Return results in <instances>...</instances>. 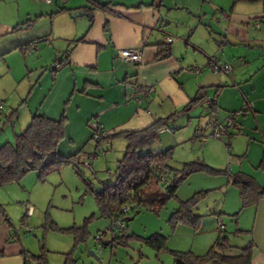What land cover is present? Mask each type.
<instances>
[{
    "label": "crops",
    "instance_id": "crops-1",
    "mask_svg": "<svg viewBox=\"0 0 264 264\" xmlns=\"http://www.w3.org/2000/svg\"><path fill=\"white\" fill-rule=\"evenodd\" d=\"M63 3L62 8L58 6V10L49 11L52 0L48 5L39 0H0V97L5 101L0 130L10 125L13 134L18 135L15 125L21 130L27 124L26 121L20 124L16 104L21 100L11 98L4 88L6 82L16 91L24 79L34 76L28 74L35 66H50L60 58L61 66L53 75L55 82L66 80L62 81L64 87L59 89L60 94L55 91L60 101L63 100L61 90L69 92L64 95L67 100L63 109L57 108L55 102L52 107L39 104L38 108L27 112L24 120L27 117L31 120L35 114L52 120L63 116L66 133L69 119L64 109L69 102L75 103L73 111L83 112L81 126L85 134L82 142H87L75 152L82 150L80 161L88 154L85 149L91 142L88 125L92 119L104 128L106 138L124 132H140L158 120H169L165 128L172 131L160 135L170 133L176 144H182L184 139L180 133L174 134L175 123L183 117L189 123V116L202 108L198 105L202 95H212L217 100L215 107L209 109L212 120L222 123L229 115H234L238 130L230 131L228 151L226 138L209 140L203 146L202 161L213 166L216 158L223 161L225 157L223 175L229 176L231 181L235 177L246 178L258 192H264V0H82L80 3L64 0ZM68 8H79L77 11L87 12L91 18L89 21L73 20ZM221 14H225V18ZM52 37L61 40L63 46L56 45V50L48 54L46 46L40 44H48ZM167 38L172 42L166 44ZM38 39L46 41L28 45ZM158 45L168 47L170 55L156 62ZM33 48L36 57L32 56L30 49ZM121 50L140 51V63L128 64L115 58ZM256 50L262 52L260 61L248 62V51L252 54ZM211 58L221 64L235 63L238 58L237 63L243 65L232 75L213 74L204 67ZM201 66L203 68H199ZM193 69L202 70L198 74L187 72ZM25 73L27 76L21 77ZM237 86L240 89L236 90ZM134 88H153L154 93L149 99L136 103L128 98ZM194 100L199 102L191 105ZM246 103L252 105L251 110L242 113ZM5 104L9 105L8 109ZM189 139L193 140V135L190 134ZM75 142L71 139L69 144L75 145ZM107 142L103 141L100 146ZM35 174L28 173L20 183L0 188V264H25L24 254H29L26 241L21 239L22 231L16 224L21 222L20 216L26 206L32 209L31 217L24 221L28 226L34 216L32 193L40 191V185H44L37 181ZM230 185L220 188L224 195L223 208L229 192V206L232 204L234 209H227V212L233 213L239 208L241 199L233 200L235 186ZM257 200L250 205L254 208L249 224L250 242L248 223L238 220V216L235 226L226 227L224 221L217 220L223 227L219 231L217 225V237L197 233L189 236V249L176 244L180 241L177 240L172 251L191 252L202 257L218 237L226 236L232 247L242 248L251 243L250 264H264V197ZM214 224L208 230L215 231ZM179 228L172 237L178 235ZM241 235L246 241L236 245ZM226 255L232 257L236 253L231 250Z\"/></svg>",
    "mask_w": 264,
    "mask_h": 264
},
{
    "label": "rangeland",
    "instance_id": "rangeland-1",
    "mask_svg": "<svg viewBox=\"0 0 264 264\" xmlns=\"http://www.w3.org/2000/svg\"><path fill=\"white\" fill-rule=\"evenodd\" d=\"M72 1L79 3L82 2V0ZM63 2L64 0H52V5L50 6L49 11L58 10V6L62 8L66 3ZM78 9L79 8L73 10L68 8V13L73 20H85L86 17H75L78 12H81L80 10L77 11ZM86 21H89V19L87 18ZM48 40L50 41L48 44L39 43L40 45L46 46L44 48L47 49L48 54L49 52L56 50V45L63 46V42L55 37ZM30 50L33 52L32 56L36 57L37 54L34 52V48ZM61 52L64 53V51ZM251 53L252 54L248 51V62L252 63L253 59L255 62H259L260 57H262L261 50L252 51ZM237 59L238 58H236L235 63L225 64L231 68V75L232 73H238L237 70L239 69V66L243 65L238 64ZM239 60L240 59H238V61ZM41 67L42 68H40V64L37 67L35 66V71L32 69L28 74L31 76L32 73L34 76L31 79L28 77L22 82L20 81L21 86H19L16 91L14 90V87H10V82H6L4 86L12 99L16 98L18 101L21 100L19 104H16L19 109L18 118L20 119V124L24 121L27 122L21 130L15 125L14 131L16 134L24 131L29 125L30 118L28 119L27 117V120H24L27 112L38 108L39 104H42L44 107L50 105L52 107L54 102L57 108L63 109V104L65 100H67L66 97L64 98V95H67L69 92L64 90H61L63 100L60 101L56 98V93L60 94L59 89L64 87V85H62V81L64 80L60 82L54 81L55 75H53L54 71L52 64L50 66L46 65ZM199 68H203V66ZM36 73H38V76ZM42 74H44V77ZM23 75L27 76L25 73L21 74V77ZM38 78L42 79L38 81ZM240 87L238 88L237 86L236 90L240 89ZM202 96H204L202 98H209L212 99V101L214 100L212 95ZM0 100L5 102L3 97H0ZM12 103L15 105L14 101ZM75 105V103L69 102L66 109H64L65 117L66 119H69V125L63 141L57 146L56 150L58 155L62 154L67 158L69 155L75 153L78 148L80 149L82 147L81 145H85L84 143L86 142H82L85 134V129L81 126V118L84 117L83 112H74L73 108ZM198 105L200 107L202 106V108L196 111L192 116H189L191 117L189 123H187L186 117H183L184 119H181L180 122H176L175 125L173 124L174 122L170 123L171 126L174 125L176 130L174 134L177 135L180 133L179 136L184 139L182 144H176L175 141H173L174 135L168 133L159 135L158 141L154 142V144L146 149V153L151 155L171 150V158L166 166L168 168L167 171L169 170L168 173H166L168 178L170 174L173 175L181 170L182 165L189 163H203V165H206V163L202 161L201 155L204 147L199 149L192 139L190 141L189 138L190 134L194 135V132L197 129L206 130L208 122L214 120H212V114L210 115L209 109H207L205 105ZM203 106L205 107L203 108ZM6 107L8 109L9 105L5 104V108ZM91 121L93 122L95 119H92ZM248 125H252L249 117ZM89 129L88 126V138L89 133L91 134L92 132V130ZM1 130L0 146L7 142H13L14 134L12 127L10 125L2 126ZM71 139L76 141L75 145L69 144ZM125 143L126 142L122 139L108 141L99 147L96 151V158L91 160L88 157L95 152L94 147L96 145H94L93 141L90 142V146H87L85 149V152H88V154L81 160L82 163L88 160L90 168L87 169L82 165L79 167L82 174L81 178L76 175L71 165H65L59 170V173L51 174L46 182L43 183L44 185H40L42 186L40 191L33 190L32 197L35 204L32 205L35 213L33 218L28 221L32 233L31 235H24L22 231L21 234L22 241H26L25 246L27 247L30 256L37 257L41 255L43 258V264H172V257L167 253V250L169 252L172 251V245L175 241L180 240L176 244L183 245V247L185 246V249H187L190 247L189 236L198 233V235L201 236H206L204 234H210L217 237L219 235L217 230V225L220 224V222H218L219 219H221L222 222H225L226 227L230 225L235 226L238 216V220L240 219L243 222L248 223V242L252 240V235L250 234L252 230L249 224H251L254 217V208L250 205L242 208L240 193L236 187H233L235 189V199L233 200L237 202L236 200L239 198V208H236L233 213L227 212V209H234L232 204L229 206V200H231L229 192L226 195L227 205L223 208L222 202L224 195L222 194L223 189H221L220 186L230 185L232 183L229 176L227 177L222 174V171H224V157L223 161L216 158L213 162V166L206 165L217 173L211 174L208 172H198L185 177L178 186L175 198L165 200L162 203L163 205L161 208L156 212L152 211V206L154 205L152 198L155 193L163 195L167 187V184L165 183H160L158 186L151 183L150 189H145L148 197L141 204L126 203V206L132 208V211L128 212L125 215V218L133 219L132 221L124 222V233L127 236H135L144 240L154 234H159L166 238L167 250L156 253L141 241L137 240L128 241L127 246L125 247L115 246L112 253L107 247L103 250L97 249V245L94 241L95 236L104 235L106 238H109L110 224L108 219H104L100 216L98 208L95 206L96 203L93 194L100 193L104 188L114 187L116 185L117 178L115 170L117 163L124 155L126 149ZM30 174H33L30 176H34L35 173ZM172 175H170V177ZM231 188L232 187H229V189ZM199 194H203V196L197 199V205L192 208V214L200 217L198 232L194 233L191 229L182 225L176 226L175 229L170 228L171 225L169 220L171 215L179 209L180 202H187ZM234 201L232 203H234ZM84 224L86 225L85 231L87 232V237L84 243L80 242L76 244L74 237L70 232H59V230L81 228ZM213 224L215 225V231L213 229L208 230L209 226ZM16 225L19 227L20 223ZM54 227L57 229L56 231L53 230ZM177 227H180L178 229L179 233L176 237H172ZM243 236L244 235L238 237L235 242L236 245H240L243 241H246ZM91 254L93 255L91 256ZM29 264H37V262L31 259Z\"/></svg>",
    "mask_w": 264,
    "mask_h": 264
},
{
    "label": "trees",
    "instance_id": "trees-1",
    "mask_svg": "<svg viewBox=\"0 0 264 264\" xmlns=\"http://www.w3.org/2000/svg\"><path fill=\"white\" fill-rule=\"evenodd\" d=\"M45 41V39H38V41L30 42L28 45H35L38 42ZM23 49L22 46L20 50L23 52ZM169 55L168 47L158 45L156 56H154L155 61L166 59ZM56 70L54 69L53 71ZM197 102L199 101L194 100L190 104L193 105ZM168 122L169 120L166 121L165 119L158 120L146 130L124 132L105 137L95 144V148L98 149L105 140L122 139L126 142L124 155L117 163L115 170L116 185L104 188L100 193L93 194L95 206H97L102 218L110 220L111 217L121 212V207L125 206L126 203L141 204L148 197L145 189H150L151 183L155 186L160 183L167 184L163 195L155 193L152 198L154 203L152 208L156 209L161 208L165 200L175 198L180 182L188 175L198 172L217 173L203 165V163H189L182 165L181 170L173 175L170 174L172 176L170 177L169 175L165 182L160 181V174L168 173L169 171H167L168 168L166 166L171 158V150L151 155L146 153V149L158 141V131L165 128ZM65 125L66 121L63 116L57 120H52L42 114H35L31 117L27 128L18 135H14L13 142L0 146V188L8 184L20 183L21 179L28 173H36L37 181L43 184L51 174L59 173V170L65 165H71L76 175L81 178L82 174L79 167L82 164L80 161L82 150L72 156H68V158L58 155L56 151L57 146L64 139ZM232 185L239 190L242 208L254 205L258 201L257 199L264 197V192H258L246 178L235 177ZM201 196L203 194H199L187 202H180L179 209L171 215L169 220L170 228L175 229L176 226L182 225L188 227L194 233L198 232L200 217L192 214V208L197 205L196 201ZM53 230L56 231L57 229L54 227ZM85 230L86 225L84 224L81 228L59 230V232H70L74 237L75 243L78 244L80 242L84 243L87 237ZM130 240L141 241L156 253L167 250L166 238L159 234H154L144 240L135 236H127L125 233L112 242L114 243L112 249L115 246L125 247ZM108 248L111 250L110 246ZM252 248L251 243L242 248L232 247L226 236H220L206 255L202 257L194 256L191 252L178 253L167 250V253L172 257V264H250ZM231 250L236 253L235 256L226 255ZM23 259L25 264H29L31 259L36 261L37 264H43L41 255L35 257L24 254Z\"/></svg>",
    "mask_w": 264,
    "mask_h": 264
},
{
    "label": "built area",
    "instance_id": "built-area-1",
    "mask_svg": "<svg viewBox=\"0 0 264 264\" xmlns=\"http://www.w3.org/2000/svg\"><path fill=\"white\" fill-rule=\"evenodd\" d=\"M40 2L44 4H50L51 0H39ZM225 14H221L222 18H225ZM258 27V25H256ZM166 44H169L172 42L171 38H167L165 40ZM141 52L135 51V50H121L117 53V56L115 58H118L121 62L128 63V64H139L141 61ZM60 58H57L54 64H52V68L58 69L60 65ZM205 69L212 71L213 74H224L228 75L231 73V68L225 64H220L215 58H211L208 60L206 65L204 66ZM190 74H198L201 72V69H193L187 71ZM154 93L153 88H134L130 94H128V98L131 101H134L136 103H140L143 100L149 99ZM216 100L209 99V98H202L201 104L205 105L206 108L212 109L216 105ZM252 105L250 103H246L242 108V113H245V111H250ZM4 117V102L0 100V122ZM89 128L92 130L91 132V142H94V145L103 140L106 137V132H104V128L97 122V121H91L89 122ZM233 129L238 130L237 123L234 120V115H229L224 122L220 123L217 121H209L207 124V129H197L194 132L193 140L196 146L199 149H202L203 146L209 141V140H221L225 139L227 140L226 144V150H229V138H231L230 131ZM169 128H162L158 131V134H163L167 132H171ZM95 152L91 154L88 158L95 159L96 158V151L97 148H94ZM83 167L89 169L90 165L88 160L83 162L81 164ZM161 182H165L168 178V175L166 173L160 174L159 176ZM159 208L153 209V212H156ZM132 211V209L129 206H122L121 212L119 214H116L115 216L111 217L110 219V235L109 238H106L104 235H96L94 238V241L97 245V249L103 250L105 247L111 248V253L113 252L114 243H112L115 239H118L122 236V234L125 232V226L124 222L127 218H125V215ZM32 215V209L29 206L25 207V211L21 217V222L18 227L21 231H23V234L25 235H31L32 229L24 222L26 219L30 218ZM223 227L221 224L218 225V230L221 231ZM107 247V248H108Z\"/></svg>",
    "mask_w": 264,
    "mask_h": 264
},
{
    "label": "water",
    "instance_id": "water-1",
    "mask_svg": "<svg viewBox=\"0 0 264 264\" xmlns=\"http://www.w3.org/2000/svg\"><path fill=\"white\" fill-rule=\"evenodd\" d=\"M76 18H80V17H86V19H90L91 18V15L88 14L87 12L85 13L84 11H81V12H78L76 15H75ZM133 218H127L126 221H132ZM93 254H91L92 256Z\"/></svg>",
    "mask_w": 264,
    "mask_h": 264
}]
</instances>
